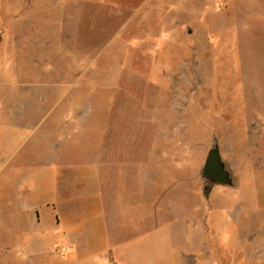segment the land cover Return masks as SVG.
I'll use <instances>...</instances> for the list:
<instances>
[{"label": "rangeland", "instance_id": "1", "mask_svg": "<svg viewBox=\"0 0 264 264\" xmlns=\"http://www.w3.org/2000/svg\"><path fill=\"white\" fill-rule=\"evenodd\" d=\"M262 114L264 0H0V264H66L64 192L88 221L119 168L183 233L161 264H264Z\"/></svg>", "mask_w": 264, "mask_h": 264}, {"label": "crops", "instance_id": "2", "mask_svg": "<svg viewBox=\"0 0 264 264\" xmlns=\"http://www.w3.org/2000/svg\"><path fill=\"white\" fill-rule=\"evenodd\" d=\"M110 165L114 167L112 160ZM100 176L95 193L96 217L81 221L89 209L85 192H64L63 205L58 204V219L46 226L58 228L60 221L64 222L60 245L65 253L56 250L60 256H66L62 260L66 264H161L167 261L161 247L165 246L164 252L169 253L167 247L173 250L175 246H182L183 233L177 242L176 223L153 220L151 179L150 175L146 176V169L143 174L126 175L124 169L119 168L115 174L104 177L100 173ZM122 181H128V185L124 186ZM51 241L58 244V240Z\"/></svg>", "mask_w": 264, "mask_h": 264}, {"label": "water", "instance_id": "3", "mask_svg": "<svg viewBox=\"0 0 264 264\" xmlns=\"http://www.w3.org/2000/svg\"><path fill=\"white\" fill-rule=\"evenodd\" d=\"M202 175L211 180L212 185L223 184L233 186L235 183L234 176L221 154L218 142H215L214 146L208 151L205 164L202 168Z\"/></svg>", "mask_w": 264, "mask_h": 264}]
</instances>
